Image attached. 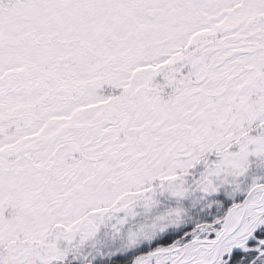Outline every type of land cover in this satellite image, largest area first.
Returning <instances> with one entry per match:
<instances>
[{
    "label": "snow or ice",
    "instance_id": "obj_1",
    "mask_svg": "<svg viewBox=\"0 0 264 264\" xmlns=\"http://www.w3.org/2000/svg\"><path fill=\"white\" fill-rule=\"evenodd\" d=\"M0 264H264V0H0Z\"/></svg>",
    "mask_w": 264,
    "mask_h": 264
}]
</instances>
